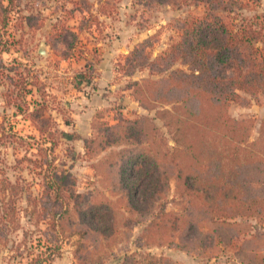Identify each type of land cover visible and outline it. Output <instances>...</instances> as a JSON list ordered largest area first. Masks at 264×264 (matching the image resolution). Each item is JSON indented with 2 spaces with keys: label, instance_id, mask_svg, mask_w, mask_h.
Segmentation results:
<instances>
[{
  "label": "rangeland",
  "instance_id": "rangeland-1",
  "mask_svg": "<svg viewBox=\"0 0 264 264\" xmlns=\"http://www.w3.org/2000/svg\"><path fill=\"white\" fill-rule=\"evenodd\" d=\"M84 1L92 18L79 10H85L82 0H20L7 25L0 27V49L5 42L8 47L0 61L13 67L3 74L10 78L0 76V201L6 194L4 181L15 184L17 193L12 197L15 211L10 200L4 202L9 214L0 219V264H147L148 258L155 264H264V217L240 218L234 222L237 228H218L216 238L209 223L192 238H186L183 229H169L164 239L173 244L154 246L145 245L142 232L152 219L166 227L177 218L181 226L185 219L174 181L163 210L138 215L129 212L124 201L116 202L121 198L116 181L119 154L144 146L126 145L131 139L122 128L138 116L155 117V110L144 109L132 95L133 84L149 78L148 70L126 73L123 60L144 41L150 42L146 53L151 59L165 52L178 40L180 23L188 15L202 16L204 5ZM244 13L264 15V0H250ZM30 14L33 20L26 25L19 17ZM63 37L74 40L71 50ZM41 48L44 55L39 54ZM243 98L241 105L230 103L228 114L247 121L249 141L255 142L260 131L264 133V97ZM153 122L172 145L162 122ZM52 173L67 177L57 200L50 193L49 202L44 189ZM73 192L81 196L80 206L104 199L115 203L114 224L106 220L103 225L111 226L103 235L79 222ZM57 203L68 213L57 215ZM232 235L230 246L217 244ZM57 246L59 254H51Z\"/></svg>",
  "mask_w": 264,
  "mask_h": 264
},
{
  "label": "trees",
  "instance_id": "trees-1",
  "mask_svg": "<svg viewBox=\"0 0 264 264\" xmlns=\"http://www.w3.org/2000/svg\"><path fill=\"white\" fill-rule=\"evenodd\" d=\"M82 1L85 10H79L92 18L89 4ZM143 1L176 8L188 2L201 3L205 11L202 16L188 15L179 25L178 40L154 59L146 53L150 42L144 41L123 60L122 70L126 73L134 68L148 70L149 78L135 82L132 95L144 109L155 110V117L138 116L122 128L132 141L126 145L144 146L120 152L116 181L121 198L116 202L124 201L128 211L138 215L163 210L170 181H174L175 197L185 209V219L181 226L176 225L177 218L168 227L152 219L142 231L145 245L171 246L173 242L164 239L169 229H183L185 237L192 238L207 223L213 226L215 238L220 237L218 228L226 231L229 226L237 228L234 222L240 218L264 217L263 130L258 140L250 142L247 121L233 120L228 114L230 103L241 105L243 95L254 100L264 97V15L244 13L250 0ZM15 6H21L20 0H0L1 28L7 25ZM19 18L29 25L33 15ZM62 41L71 50L74 40L63 37ZM4 44L0 53L8 48ZM12 70L0 61L1 77L10 78L3 74ZM162 74L166 75L152 78ZM154 119L168 130L172 145L160 134ZM66 177L50 175L44 189L46 201H51L50 193H54L52 200H57L60 183ZM4 185L0 219L9 214V200L15 211L12 197L17 194L16 185L8 181ZM70 196L79 222L91 230L103 235L111 226L103 223L114 222L111 214L115 203L111 200L80 206L77 200L81 196L74 192ZM62 206L56 204L60 217L68 213V209L61 211ZM3 232L0 224V237H4ZM234 238L232 235L229 241L217 244L228 247ZM59 250L57 246L50 253L59 254ZM149 259L147 264H155Z\"/></svg>",
  "mask_w": 264,
  "mask_h": 264
},
{
  "label": "water",
  "instance_id": "water-1",
  "mask_svg": "<svg viewBox=\"0 0 264 264\" xmlns=\"http://www.w3.org/2000/svg\"><path fill=\"white\" fill-rule=\"evenodd\" d=\"M44 53H45L44 49L41 48V49L39 50V54L44 55Z\"/></svg>",
  "mask_w": 264,
  "mask_h": 264
}]
</instances>
